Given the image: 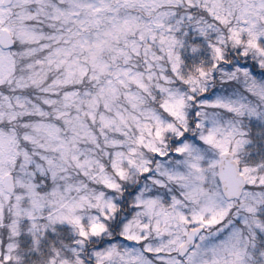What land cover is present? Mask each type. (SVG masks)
I'll list each match as a JSON object with an SVG mask.
<instances>
[{"label": "snow or ice", "instance_id": "obj_1", "mask_svg": "<svg viewBox=\"0 0 264 264\" xmlns=\"http://www.w3.org/2000/svg\"><path fill=\"white\" fill-rule=\"evenodd\" d=\"M257 73L264 0H0V264H264Z\"/></svg>", "mask_w": 264, "mask_h": 264}, {"label": "rangeland", "instance_id": "obj_2", "mask_svg": "<svg viewBox=\"0 0 264 264\" xmlns=\"http://www.w3.org/2000/svg\"><path fill=\"white\" fill-rule=\"evenodd\" d=\"M264 78V76L262 77ZM246 127L250 129V138L252 140V144L248 147L253 149L251 155L254 159H259L260 157H264V121L256 118L246 119L245 121ZM59 231L69 232L70 229L67 225L58 226ZM55 235V234H52Z\"/></svg>", "mask_w": 264, "mask_h": 264}, {"label": "trees", "instance_id": "obj_3", "mask_svg": "<svg viewBox=\"0 0 264 264\" xmlns=\"http://www.w3.org/2000/svg\"><path fill=\"white\" fill-rule=\"evenodd\" d=\"M257 75L263 77L264 76V73H257ZM64 232V231H63Z\"/></svg>", "mask_w": 264, "mask_h": 264}]
</instances>
